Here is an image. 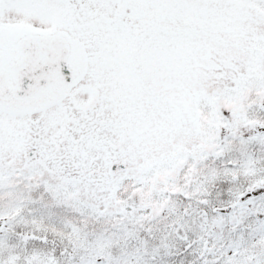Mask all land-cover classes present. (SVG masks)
<instances>
[{"label":"snow or ice","instance_id":"1","mask_svg":"<svg viewBox=\"0 0 264 264\" xmlns=\"http://www.w3.org/2000/svg\"><path fill=\"white\" fill-rule=\"evenodd\" d=\"M0 264H264V0H0Z\"/></svg>","mask_w":264,"mask_h":264}]
</instances>
